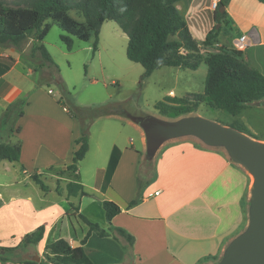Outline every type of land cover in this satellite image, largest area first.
Wrapping results in <instances>:
<instances>
[{
    "label": "crops",
    "instance_id": "crops-1",
    "mask_svg": "<svg viewBox=\"0 0 264 264\" xmlns=\"http://www.w3.org/2000/svg\"><path fill=\"white\" fill-rule=\"evenodd\" d=\"M212 2L189 0L191 6L210 3L212 6ZM226 11L230 28L249 41V47L242 50L244 60L264 76V2L230 0ZM191 34L200 46L202 41ZM207 34L204 33V38ZM233 45L238 48L237 41ZM254 51L259 54H252ZM8 57L16 59L12 66ZM18 58L20 53L15 48L0 47V119L5 108L25 92L24 84L14 81L12 75L24 80L26 75L35 74L33 67L29 68ZM173 92L174 95L166 97L181 98L176 89ZM42 93L41 89H36L31 94L32 101H28L13 127L10 142L20 148L19 162H0V168L7 174L0 178V247H17L13 263L8 264H25L21 262L29 258L19 260L17 252L24 249L21 244L25 236L40 226L45 227L43 240L27 248L38 247L47 254V244L64 239L76 250V256L83 251L93 264H127V259L132 264H211L245 229L249 175L231 161L223 148L207 147L187 138L167 142L156 156L155 178L149 180L141 201L130 207L137 196L146 150L140 127L117 115L96 118L107 117L120 123L116 122L114 136L103 137L98 146L92 145L90 139L89 150L80 163L94 151L87 173L91 178L83 174L80 163L76 172H66L79 148L76 140L81 136L80 125L70 116L61 122L60 115H53L49 109H56L58 101ZM34 102L38 107L35 111L32 110ZM64 111L69 113L65 108ZM50 120L55 125H48ZM130 130L139 134L138 142L128 137ZM115 148L120 151L118 164L103 189ZM33 175L40 177L47 191L33 180ZM89 179L94 184H90ZM69 182L83 185L85 194L68 198L66 185ZM104 201L114 202L121 209L111 222L101 210ZM96 209H99L98 214ZM80 215L92 223L98 222L101 229L111 233H116L112 229L126 231L134 238L133 245L122 236L101 237L96 231H92L83 244L90 228Z\"/></svg>",
    "mask_w": 264,
    "mask_h": 264
},
{
    "label": "trees",
    "instance_id": "trees-1",
    "mask_svg": "<svg viewBox=\"0 0 264 264\" xmlns=\"http://www.w3.org/2000/svg\"><path fill=\"white\" fill-rule=\"evenodd\" d=\"M182 0H31L25 6L10 7L0 1V47L14 45L16 47L27 39L33 40V49L37 47L41 55L51 65L56 66L51 55L44 45V40L51 30L52 20L60 27L64 35L61 41L68 51H72L73 37L84 42L93 41V53L98 50L99 35L106 21H114L121 31L128 37L126 55L129 61L139 64L144 68L142 82L149 78L154 71L163 67H180L197 70L201 59L190 61L194 55H181V49L197 52L198 45L188 30L177 4ZM264 2V0H260ZM230 0H220L214 10V19L217 22L228 17L226 8ZM71 11H78L84 18L79 21L70 15ZM212 37L208 33L205 43ZM173 38V39H172ZM39 44V45H38ZM21 52L18 48L16 49ZM208 66L203 94H191L195 105L184 108L182 113L192 112L196 106L206 103L209 107L224 110L231 115L239 114L246 107L255 105L264 100V76L251 67L243 58L241 51L225 49L219 53L209 55L206 59ZM176 100L177 98L168 97ZM181 104L188 105L189 100L180 99ZM59 103V102H58ZM28 104L27 97H21L9 104L0 119V135L6 136L7 141L0 143V162L8 161L18 163L20 148L9 142L12 137L13 127L18 118L23 114L24 107ZM160 106V105H159ZM158 106V108H159ZM94 117L104 116V111L94 113ZM79 148L75 151L73 163L67 167L68 171L76 172L78 164L85 158L89 150V129L82 124L81 136L76 140ZM120 151L115 148L110 163L103 189H105L118 164ZM147 164V163H145ZM156 176V175H155ZM154 176V178H155ZM33 180L47 191V187L38 175ZM142 180L138 178L137 196L130 202V207L141 201ZM68 198L84 195V186L69 182L66 185ZM71 206L74 205L71 203ZM103 208L108 222L121 212L120 207L111 201H104ZM80 218L86 223L90 231L82 243L85 244L92 231L99 236H122L133 245L134 238L122 229H112L116 232L101 229L99 224L90 222L84 215ZM45 227L40 226L35 231L27 234L21 247L37 246L44 238ZM15 248L0 247V262L13 263L12 256ZM49 264H93L89 257L75 249L64 239H59L45 247ZM25 264H44L23 260Z\"/></svg>",
    "mask_w": 264,
    "mask_h": 264
},
{
    "label": "rangeland",
    "instance_id": "rangeland-1",
    "mask_svg": "<svg viewBox=\"0 0 264 264\" xmlns=\"http://www.w3.org/2000/svg\"><path fill=\"white\" fill-rule=\"evenodd\" d=\"M0 1L15 8L25 6L31 0ZM71 1L75 3L76 0ZM176 7L186 22L189 32L193 33L198 41H202L195 53L185 49L180 51L181 55H194L190 61L201 59L202 64L198 70L164 67L154 71L152 76L142 82L141 77L144 74V68L128 60L126 55L128 37L114 21H106L103 24L99 52L94 54L93 41L84 42L77 38H74L72 51H68L66 45L61 41V36L65 33L52 20H48L47 23L51 24V30L44 40V45L56 66L46 61L37 47L32 50L33 40L30 37L23 40L18 47L14 45L4 47L8 49L19 48L21 52L19 51L20 58L18 60H22L23 64L26 63L25 65L29 68H34L35 74L26 75L24 80L17 79V76L12 75L14 81L18 80L24 84L25 92L22 97H27L28 101L31 102V94L36 89H41L43 91L41 95L59 102H57L59 106L55 104L56 109L49 107L50 112L53 115H60L61 122L63 118L67 120L66 117L68 116L72 119L76 118L80 129L83 123L86 124L89 129V143L91 139V144L96 146L103 137L109 139L116 133L115 127L118 125L116 122L119 120H110L107 117L96 120L98 117H94L95 112L104 111L108 107H124L128 113L155 114L164 120H176L187 115H200L219 124L236 128L256 140L264 141V107L252 105L232 116L224 110L215 109L206 103H202L196 106L192 112H184L177 116L178 113L185 110L184 108H192L191 105H195L191 102L193 96L186 93H203L208 71L205 62L207 57L225 49L241 50L233 45L235 41L239 40V35L230 28L226 18L220 22L215 21L211 3L207 6H191L189 0H183ZM70 15L79 21H84L78 11H71ZM204 33H212V37L207 43H205ZM252 54L257 55L259 53L254 51ZM14 62L16 59L8 57L9 65L12 66ZM174 89L181 95V98L168 99L166 95H174ZM46 99L45 101L48 102ZM180 99L190 102L188 105H183L179 102ZM37 108L34 102L32 110L35 111ZM64 108L69 113H66ZM48 125L53 126L55 124L50 120ZM130 131L128 137L138 142L139 134L133 130ZM187 139L197 140L193 137ZM0 141L4 143L7 141L4 134L0 136ZM93 155L94 151L86 161L80 163L83 174L88 178H91L87 173L92 165ZM156 156L151 163H144L140 167V177L138 178L143 183L142 192L149 185V180H153L156 175V166L154 165ZM248 175L251 188L253 178L250 174ZM5 176L7 174L4 169L0 168V178ZM89 183L94 184V181L89 179ZM101 210L104 211L102 207ZM96 212L98 214L99 209H96ZM94 216L98 218L99 215ZM247 222L248 211L246 210L245 225ZM36 254L40 256V259L43 258L44 264H49L47 254L42 253L38 247L34 249L24 248L18 251L17 259H30ZM221 257L214 263L218 262ZM127 264H132V261L127 259Z\"/></svg>",
    "mask_w": 264,
    "mask_h": 264
},
{
    "label": "water",
    "instance_id": "water-1",
    "mask_svg": "<svg viewBox=\"0 0 264 264\" xmlns=\"http://www.w3.org/2000/svg\"><path fill=\"white\" fill-rule=\"evenodd\" d=\"M255 105L264 107V100ZM104 113L123 117L140 127L145 137L147 164L164 144L177 139L193 137L207 147L223 148L232 162L252 176L253 182L245 229L228 243L221 259L211 264H264V141L200 115L164 120L155 115L128 113L124 107H108ZM30 260L41 261L38 254Z\"/></svg>",
    "mask_w": 264,
    "mask_h": 264
},
{
    "label": "built area",
    "instance_id": "built-area-1",
    "mask_svg": "<svg viewBox=\"0 0 264 264\" xmlns=\"http://www.w3.org/2000/svg\"><path fill=\"white\" fill-rule=\"evenodd\" d=\"M219 2L220 0H213L211 8L215 10ZM237 45L238 49L241 51L247 49L249 47V41L247 40L246 36H241L237 41Z\"/></svg>",
    "mask_w": 264,
    "mask_h": 264
}]
</instances>
